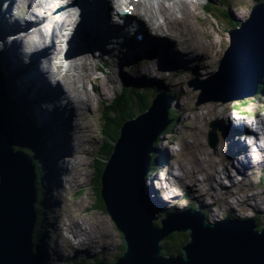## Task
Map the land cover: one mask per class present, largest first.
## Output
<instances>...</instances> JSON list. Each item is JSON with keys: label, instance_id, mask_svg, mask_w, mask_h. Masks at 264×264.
I'll return each instance as SVG.
<instances>
[{"label": "rangeland", "instance_id": "rangeland-1", "mask_svg": "<svg viewBox=\"0 0 264 264\" xmlns=\"http://www.w3.org/2000/svg\"><path fill=\"white\" fill-rule=\"evenodd\" d=\"M10 1L11 0H0V61L2 62L1 50H4L3 57L5 58L6 63L9 65L11 63L15 64L13 68H19V63L17 61L12 62L14 54L13 50L9 49L10 45L16 41V37L14 35L16 33L13 31V19H11V17H13L15 12L17 15L24 14L25 8L21 7L19 4L24 3L26 0H20V2L17 0L15 3L14 0L13 2ZM223 1L225 4H223L224 6L221 7L215 0H184L182 1V4L184 9L187 10L188 17H186L185 14H177V17L173 18L169 11H164V16H167V18L171 19L170 29L172 30V33L183 36L185 40H192L194 43L193 49H198L199 44H202L199 51L207 49L209 55L207 52L201 51L200 54L198 53L200 56L195 54L192 57L194 59L201 57L202 62H206V64L203 66V69H199L200 71L197 72V74L196 72H192L187 66L183 69L177 66L178 70L182 69V74H187L180 76L184 77L186 81L183 79H169L167 82L162 81L163 86H169V88L171 86L173 93L176 95V98L173 100V102H171V109H173L175 116H177V122H174L172 127L168 126L169 128L167 131H164L159 136V139H157V141L154 143L155 160L157 163L154 165L152 172H149V177H147L145 181V192L149 198V203L154 210L155 208H167V210L162 211L163 213L168 211L172 212L175 211V209L180 210L191 202L194 203V206L197 208L199 207L204 211L206 220L209 223L217 224L218 221H223L225 217L232 216L233 218H236L240 221L253 219L257 222L258 229L262 227V230L264 229V173H261L259 170L264 171V165H262V167H257L259 170H248V174L246 173L247 176H244L243 173L238 175L236 173L237 169L234 168V165L238 167L237 162L240 160L241 156L238 157L237 155L236 157H238V159L236 160V158H233V164L226 165L227 162H224V166L227 170V173L230 174L233 171L231 173L232 176L236 175V178L233 179L232 183L237 182L239 185L231 186L230 182L225 181V185H223V188L225 189L224 191L216 188L218 194L216 198H211L213 196H210L209 192L207 191L209 184L208 180L211 179L214 173H216L215 164L217 159L214 158L213 152L220 148V146L225 147V142H227L231 152L239 154L236 152L235 147H233L236 146V139L234 138L235 133L234 135L231 134L230 129L228 128V131L225 134L226 137H217L216 147H211L208 138L210 132H212V128L210 127L211 124L216 123L218 126L223 125L225 127L227 125H231V127H233V124H230L231 120L228 119H233V117L236 115L234 112H228L232 109L246 114L248 117V123L253 122L255 125H258L257 122L261 121V118L264 119V94L262 93L257 95L255 92L252 95L245 96L237 100L224 101L223 99H226L227 96L223 92H217L213 87L208 89L206 88L203 93L200 90H196L195 88H200L201 85L205 83L204 81H209L214 77L212 74H214L216 68H218L217 64L219 59L221 61L223 59H230L233 62L238 60L235 58L236 56L229 57L231 54V51L227 49L229 45V38H231V35L228 33L229 31L227 30L228 32H224L223 28L218 29L216 27L217 23H213L214 20L207 16L201 8L207 5L209 7L216 8L218 9L216 11L217 14H219L221 17L222 12L226 11L225 13L228 15L227 19L229 24L226 25V22H223V25H225L229 30L236 26H239L238 29H240L241 24H246L245 21H248L250 18H252L251 14L254 12V7L258 5L261 7V9L256 12L257 15L260 14V11L263 12L264 15V0ZM76 4V1L72 4L70 3L69 7L74 8L76 7ZM161 5H163V3H161ZM31 20H34V18H31ZM184 20H189V22ZM4 27L5 29L2 30ZM32 27L33 25L29 22V20H27L18 23L15 29L21 28L23 31H28L32 29ZM247 28L255 30L256 25L247 26ZM2 37H5V39ZM243 41L244 38L241 41L242 45ZM18 42L19 40L15 42L13 47H16ZM90 48H92L91 45ZM254 50H258V47L256 46ZM154 53L156 54V52ZM52 54L54 53L51 52V49L48 51L43 50L38 59L42 60V58H49L50 61H52V65L54 66L53 70L56 74H59L60 67L57 65L60 60H62L61 56L60 54H57L58 56L53 57L54 59L52 60ZM90 54L86 62L90 61V59H96V61L99 62L100 54H103L100 61H104L105 57L111 61L110 70L107 68L109 73L107 78H109V81L111 82L114 80L113 84L110 85L108 83L106 86H103L107 89L106 92L108 95L105 94V96H103L102 93L100 94V92H102V86L99 90V96L103 97L102 99L105 103L109 101V97L113 98V90L117 89L116 81L119 83L123 81V78L118 76V74H133L128 75V79L130 81H133L134 83L145 82L147 84L152 82L154 79L159 81L160 79H167L169 77L167 74L169 70L165 68H162V70L155 73V75L151 74L155 67L153 64L152 66L150 65L151 56L153 53L148 54V59L146 60L145 65H143L148 66L145 70L146 74L148 75H145V78L143 77L144 79H141L142 73L140 72H138L139 75L136 76V70L139 66L136 60L132 58L130 60L129 66H120L119 60L112 62L110 55L105 53L103 49L100 51L98 47L94 51L91 49ZM114 54H117V52H114ZM8 58L11 60L7 61ZM141 61H143L142 58L139 59V62ZM155 62L158 61L155 59L153 63L157 64ZM255 62L256 72L251 73L250 71V76H253L257 81H259L258 78L261 76V79L264 80V74H257L258 71L260 72L261 68L263 69V65L259 61ZM131 65H135L136 68H131ZM4 68L6 73H8V76L5 77L10 82L14 81L16 78H24L23 75L17 73L18 70L12 71L8 69V65L6 64H4ZM27 68L33 75L37 74L36 67H30L28 64ZM170 73L171 72H169V75ZM86 76V78L83 77L82 79L85 89L79 86V90L81 93H84L83 95L88 96L92 107L89 108L88 112L83 111L87 109L81 110L82 128L84 129L82 139L85 142L82 144L80 143L81 145H79V143H77V145L74 142L72 133L67 127L73 121V116L71 114L72 111L68 112L66 109L60 110V114L64 116L65 123H54L53 126L49 127L47 125V127L43 122L42 116H47L44 113V110H46V104L38 105V99L42 100L39 95L41 94V97L46 99L47 94H51V97H47L49 100L58 97V92L56 93L53 90L42 89L39 90V95L34 93L33 95L25 96L27 102L33 98L35 99L36 106H30V109L26 106L25 112L28 118L30 117L32 111L34 112L36 119L39 121L38 125L36 122L35 124L39 127V129H44L42 130L45 136V139L43 140V143L40 147L42 157H44L41 160L43 163V171L39 172L43 184L41 187L43 190L40 191V194H44V201L43 206H41V210H39V219H41L42 222L37 230L38 233L36 238V245L38 248L37 251L42 257L41 262L44 264H92L93 262L96 263V261H99L98 258L101 259V261L105 260L108 263L109 260H112L114 256L119 254L125 243L122 235L116 228L109 214H106L101 209H96V205H98V200L99 198L101 199V196L97 194L98 184H94V181H96V171L94 168L100 164L99 151H101V148L104 144H108L107 142H109L110 139L108 136L104 135L102 131L104 128V123L101 124V119L105 105H100V100L98 98L99 96H96L95 93L90 92L88 89H86L87 86H85L87 81L89 82V80H91L94 75L92 73H88ZM156 76H158L159 79L156 78ZM146 78H148V80H146ZM186 82L188 86L186 85ZM213 84L214 82H209L208 87L212 86ZM135 86L138 88L139 92H145L138 85L133 84V87ZM174 86H176L175 88L178 86L176 91L173 90ZM171 89H169V91ZM186 89L190 90V92L192 91L191 94L189 93V95H187ZM12 93L15 96H18L14 84ZM145 93L150 95V92ZM9 95L13 96L10 91ZM241 95H244V93ZM178 98L179 100L181 98L180 103L178 102ZM182 98H185L190 104L189 108L185 110V112L188 113L184 114L183 116V118L189 120L190 123L189 121L187 123L186 121L184 122L182 120V114L185 112L179 114L181 105H184V100L182 101ZM149 102H151V100ZM135 103H139L137 98L134 99L133 104L136 105ZM215 104L225 105L224 108L227 110L224 111V116L222 117L223 119H221V117L219 118L214 116L211 119H204L203 112H208V109L206 108H212ZM192 108L194 109L192 110ZM219 111L222 112L221 108ZM193 112H195V114ZM192 113L193 115H191ZM19 117L20 120L15 124V127L17 126L18 129L14 130L18 136L14 137L20 143L19 146L23 148V146H27L26 131L28 130V127H26V124L24 125L22 116ZM76 117H78V114ZM195 118H197V120ZM45 119L48 120L49 118L45 117ZM120 121L121 119L117 118V124ZM71 128L73 131L72 125ZM248 128L251 131L255 129L254 125H250ZM232 131L237 132L236 129H232ZM65 132L68 133L69 137ZM75 141H77V139ZM257 144L260 145V143ZM205 148L210 151L212 156V170L211 167H209V161L203 162L202 160V166L198 167L195 164V153L201 149L205 151ZM158 149L160 152H162L159 153V155ZM162 150L167 151V153H164ZM168 152L170 154L169 156L171 157L168 156ZM59 156L67 158L65 161L61 162V168L59 166V162H56ZM201 158L203 157L201 156ZM246 159L248 158L246 157ZM241 160H243V158H241ZM161 163L163 164L158 166V164ZM171 166H173L175 169L172 170ZM181 167L190 170L191 174L189 177L187 176L188 178L182 179L176 176V174H178L181 175V177H184V173L180 169ZM194 173L196 174L193 175ZM209 173L211 174L210 178H208ZM251 173L253 175H251ZM211 182H214V180L212 179ZM163 184H165V186H162ZM195 184H199L203 189V192L200 193L201 195L197 197L193 190ZM161 186L162 190L165 192L172 190L171 193L166 194L162 192L160 190ZM168 186L170 189H166ZM185 193L187 198L184 197ZM47 203L50 204V206L48 205L49 207L47 206ZM57 205L58 207H56ZM188 207H191V205L188 204ZM206 210H208L210 213L212 219H210L211 221L209 220L210 216ZM219 210L222 211L221 215L218 213ZM92 221L97 224L96 232H92L89 229V225H92ZM101 221L107 225V231L102 228L100 224ZM52 222L57 223L58 227L54 224H51ZM155 224L160 223L157 222ZM92 228L93 227H91V229ZM78 234L80 241L76 238ZM180 234L185 235L186 233ZM64 235L66 237H64ZM77 252L87 253L83 254L82 256L78 255V257H75V253ZM46 255H48L50 261L46 260Z\"/></svg>", "mask_w": 264, "mask_h": 264}, {"label": "water", "instance_id": "water-1", "mask_svg": "<svg viewBox=\"0 0 264 264\" xmlns=\"http://www.w3.org/2000/svg\"><path fill=\"white\" fill-rule=\"evenodd\" d=\"M260 9L259 5L254 7L252 18L229 34L237 39L243 36L244 41L253 37L264 52V26L258 25L260 20L264 22V15L261 11L259 15L256 13ZM256 17H259L257 23L254 22ZM255 25V30L247 28ZM236 49L237 54L231 52L229 57L236 56L238 60L223 59L219 68V91L227 96L225 101L252 95L258 85V81L250 76V71L256 72V62L246 58L250 62L248 67L243 56L248 52ZM257 61L263 65L257 74L262 75L264 56ZM237 63L246 64L240 69L242 71L236 68ZM169 100L158 97L144 115L125 123L103 173L100 196L127 245L124 257L114 264H264V229L258 231L256 222L228 219L209 223L203 212L192 208L168 212L160 218L150 205L145 181L154 143L171 123ZM209 136L210 145L215 147V132H210ZM36 185L33 160L14 149L0 124V264H39L33 243L38 219ZM157 222L160 228L156 227ZM180 233H186L190 238L183 249L185 256H164L163 241Z\"/></svg>", "mask_w": 264, "mask_h": 264}, {"label": "bare ground", "instance_id": "bare-ground-1", "mask_svg": "<svg viewBox=\"0 0 264 264\" xmlns=\"http://www.w3.org/2000/svg\"><path fill=\"white\" fill-rule=\"evenodd\" d=\"M75 1L80 3L82 7H84L86 4H88V7L90 8L100 7L99 8L100 13L92 11L86 20H82L79 22V18L78 17L76 18V9H75L76 7L74 8L69 7L70 3L72 4ZM182 1L184 0H142L140 2H135L133 3V6L136 8V11H135L136 13H135V16H133L134 19L131 20L130 25L126 26L129 28L113 27L110 29H109V26H110V23H112L111 20H113V17H115V15L117 16L120 13V12L118 13V10L120 7V4H119L120 0H26L24 3L19 4L21 7L25 8L24 14L17 15V13L15 12L13 17H11V19H13V25H12L13 31L16 33L14 35L16 37V41L19 40V42L16 47H13L16 41L13 42V44H11L9 47V49L13 50V54H14L12 62L17 61L19 63V68H13L15 64L11 63L9 65L8 63H6V60H5V64L8 65V69L12 71L26 70V72L31 75L30 77L27 76L26 78H16L14 81H12L14 85H17L15 88H16L18 96L21 99V102L25 104L27 107H30V106L35 107L36 106L35 99L33 98L29 102H27V100L25 99V96L34 94L35 89L32 86L48 88L49 84H51V81H53L56 85V86L54 85L53 87H56L57 89L53 88L52 90L58 91L59 97L54 98L49 101H43V100L38 99V105L46 104V107H45L46 110H44V113L47 115L45 117H48L49 119L46 120L45 117L42 116L44 124L46 126L48 125L49 127L53 126L54 123L51 122V118L57 117L60 110L66 109L68 112L72 111L71 114L73 116V119H72L73 121L67 127L71 131L72 137L74 138V142L76 144L79 143V145H81L82 143H85L84 140L82 139V134H83L84 129L82 128L81 110L87 109L83 111L88 112L89 108L92 107V104L89 102L90 100L88 96L83 95L84 93L83 94L79 93L77 88L79 86L78 83L80 82L79 81L77 82L74 76H76V74L78 75L83 74V72L80 70L86 69L85 65H86V59L88 57H87L86 51L78 52V54H76V52L74 53V51L78 47L77 44L79 43V41L80 43L82 41V43L85 44V48H89L90 44L92 45L96 43V45H99L98 41L101 40L100 47L104 50L105 53L117 52L116 48L112 46L109 42L114 41L117 35L124 37L123 35L128 33L132 26L138 27V30L140 34L143 35V39H144L143 43H141L140 45L138 44L136 45L135 50L137 51V53L135 54V56H138L140 54V56L143 58L145 57L146 51H148L146 55L149 53H153L154 51L156 52L155 55L151 56L150 65L152 66L153 64L155 66L154 71H152L151 74L155 75V73L161 71L162 68L167 69V67L171 63L173 64L177 63L178 66L182 69L187 66L191 69L192 72H196L197 74V72L200 71L199 69H203V66L206 64V62H202L201 57L197 59H194L192 57L195 54L197 55L198 53L200 54L201 51L207 52L208 55H209V52L207 51V49L199 51L202 44L201 45L199 44L198 49H193L194 43L192 40H185L183 36L172 33V30L170 29L171 19L167 18V16H164V11H169L172 14L173 18L177 17V14H181V15L185 14L186 17H188L187 10L184 9ZM10 2H13V0H11ZM15 2H17V0H14V3ZM161 3H163V5H161ZM129 6L130 5H127L126 8H129ZM12 10H9V11H12ZM31 18H34V20H31ZM27 20H29V22L33 25L32 29L28 31H23L21 28L15 29L18 23L22 21H27ZM184 21L189 22V20H184ZM258 21H259V17H256L254 22L257 23ZM260 22L261 20L259 21L258 25L264 26V22H261V23ZM76 25H79L78 26L79 32L75 34V37L74 35L69 36L68 32L71 31V29L75 27ZM79 35L80 37L78 41L77 37ZM247 35L250 36L249 34ZM95 37L96 39H94ZM3 39H5V37ZM242 40H243V36H241L238 39L229 38V45L227 49L229 51L231 49V52L234 55H236L238 52L236 49L237 47L239 48V50L244 49L246 52H248V53H243L244 54L243 56L245 60L247 61L248 67H249L250 62L247 59L257 61L259 60L260 56H264V52L259 49V46L257 45L256 42H254L253 37L246 38L243 45L241 44ZM64 42H66V46H64ZM151 44L152 46H150ZM68 45H71V47L68 48L67 47ZM256 46L258 47V50L254 51ZM62 47H65V49L63 50ZM50 49H51V52L54 53L51 56L52 60L54 59L53 57L58 56L59 54L60 56L65 55V57H68L70 59H77V58H73L74 55L76 54L78 59H81V61H84V63L81 66L79 64V60L77 59V63L72 65V68L68 70V74L64 75L58 80V78L60 77L59 75L60 70H59V74L55 73V71L53 70L54 66L52 65V61H50L49 58H42V60L38 59V57L40 56L43 50L48 51ZM155 59L156 61H158V62H155L157 64L153 63ZM10 60H11L10 58L7 59V61H10ZM28 64L30 67H36L37 74L33 75L28 70L27 68ZM245 65H246L245 63H237L236 68L239 71H242L240 69L244 68ZM147 67L148 66H143L140 63L138 69L136 70L137 71L136 76H138L139 75L138 72H140L142 73L141 79H144L145 75H148L145 72ZM248 67H246V70L248 69ZM182 69L180 70L181 73L183 72ZM74 70H75V73H72L73 75H71L70 73ZM76 70H79L80 72L77 73ZM7 76H8V73H6V77ZM98 81L104 82L105 79L100 78L98 79ZM175 87L176 86L173 87L174 91H176L178 86L177 88ZM104 89L105 91H107L105 87ZM186 92H187V95H189V93L191 94L192 91L190 92V90L186 89ZM177 96L179 97L178 94ZM114 97L115 96L113 95V98ZM99 100H100V104H103L102 100L101 99ZM183 100H184V105L183 106L181 105L179 114H182L183 112H185V110H187L190 105L189 102L185 98H182V101ZM180 101H181V98L180 100L178 98L179 103ZM224 106L225 105L215 104L212 108H206L208 109V112H203L204 114L203 118L211 119L214 116V117H219V118L221 117V119H223L222 117L224 116V111L227 110L224 108ZM220 108L223 113L219 111ZM193 109L194 108H192V110ZM228 112L237 113L239 111L232 109ZM186 113L188 112H185L182 114V120L188 123L189 120H186L183 118L184 114ZM193 113L195 114V112ZM193 113L191 115H193ZM77 114H78V117H76ZM30 115L32 119L35 120L36 124L38 125L39 121L36 119V115L34 114L33 111ZM200 118L203 119L202 117ZM195 119L197 120V118ZM228 119L231 120L230 124L232 123L234 127L233 128L230 125L228 126V129H232V128L236 129L237 133L239 134L241 138V139H236V146H233L235 147L236 152H238L239 154H235L231 152V149L228 146L227 142H225V147L220 146V148H218L216 151L213 152V156L215 159H217V161L215 164L216 173H214L211 179L208 180L209 184H208L207 191L209 192L210 196H213L211 198L217 197L218 194H217L216 188L221 191L225 190L223 188V185H225V181L230 182L231 186L239 185V183L237 182L232 183L233 179L236 178V175L232 176L231 173L229 174L226 172L227 170L225 169L224 162H227L226 165L233 164V161H232L233 158H236L237 160L238 157L241 156L243 160H241L240 158V160L237 162L238 167L234 165V168L237 169L236 173L238 175L243 173L244 176H247L248 170H253V169L256 170L258 169L257 167H260V166L262 167V165H264V119L261 118V121H258L259 125H255L252 122V125H254V128H255L253 131H251L244 122L237 120V119H240L239 117L234 116L233 119L231 118H228ZM62 123H65V122H62ZM71 125L73 126V131H72ZM210 127L212 128V124ZM213 129H212V132H215V130L213 131ZM228 129L226 130V132L228 131ZM243 132L244 133L249 132L253 134L255 144L260 143V146L257 147L260 163L257 164L253 160V157L250 155L249 147L245 142L247 140V137ZM65 133L69 137L68 133L67 132ZM231 134L234 135V133H231ZM72 137H71V140H72ZM208 138L210 139V136H208ZM76 139L77 141H75ZM238 146L240 147V150ZM162 151L164 153H167V151L165 150H162ZM159 153H162V152L159 151L158 155ZM169 155L170 154L168 152V156ZM237 155L238 157H236ZM201 156L203 158H201ZM246 157L248 159H246ZM211 158H212L211 153L206 148H205V151H203L202 149L198 150L194 155V160L196 161L195 164L197 165V167L202 166V160L203 162L209 161V167H211V170H212L213 161H211ZM66 159L67 158H64L61 156L58 157L56 162L57 163L59 162L60 168H61V162L65 161ZM162 164L163 163L158 164V166H161ZM171 169L174 170L175 168L171 166ZM180 169L184 173V177H181V175L176 174L177 177L186 179L191 174L189 169H186L184 167H181ZM195 174L196 173H194L193 175ZM221 174H222V179H221ZM210 176L211 174L209 173L208 178H210ZM212 179L214 180V182H211ZM162 186H165V184ZM219 186L221 189L219 188ZM166 189H170V187L168 186L166 187ZM193 190H194V193H196V197L200 196L201 195L200 193L203 192V189L200 187L199 184H195L193 187ZM171 191H167V192H171ZM48 205L49 204L47 203V206ZM44 207H45V204H44ZM56 207H58V205ZM218 213L221 215L222 211L219 210ZM91 223L92 225L91 226L89 225L90 227L89 229L92 232H96L97 224H95L94 221H92ZM51 224H54L55 226L58 225L57 223H53V222ZM100 224L102 228L107 231V225L102 221L100 222ZM91 227L93 228L91 229ZM64 237L66 236L64 235ZM76 238L80 241L79 234L76 236Z\"/></svg>", "mask_w": 264, "mask_h": 264}, {"label": "trees", "instance_id": "trees-1", "mask_svg": "<svg viewBox=\"0 0 264 264\" xmlns=\"http://www.w3.org/2000/svg\"><path fill=\"white\" fill-rule=\"evenodd\" d=\"M218 5L221 7L224 6L225 2L223 0H215ZM204 12L207 16H209L211 19L214 20L213 23H217V28H223L224 32L230 33L231 31L237 30L239 26L236 27H230L231 30H229L225 25H223V22H226V25L229 24V21L227 19V13L226 11L222 12V17L217 14L216 8L209 7L208 5L203 7ZM223 10V9H221ZM220 16V17H218ZM228 21V22H227ZM221 22V24H220ZM215 26V25H214ZM228 30V31H227ZM264 80L260 79L258 81L257 88L254 92L258 94H264ZM12 82V81H11ZM14 87H16L14 85ZM171 89V88H170ZM172 91V89H171ZM11 92V91H10ZM173 92V91H172ZM162 93H166V95L170 94V91L165 90ZM13 94V93H12ZM150 95L146 93H139L135 90L129 91L127 93H124L123 95H120L117 97V100H114L110 106H107L104 108L102 113V119L101 124L104 123V128L102 129L104 135L108 136L110 141L107 142L108 144H104L101 148V151H99V161L100 164H98L94 169L96 171V181H94V184H98V190L97 194L100 195L101 188H102V176L105 171L106 165L112 156L115 148V144L118 141L119 137L121 136V129L125 125L126 122L132 121L142 115H144L150 108L151 104L149 102ZM115 98V97H114ZM137 98L139 103H135L134 105V99ZM21 100V99H20ZM113 100V99H111ZM25 105V104H24ZM137 112V113H136ZM22 116V119L24 120V125L26 124L28 127L26 131V145L21 148L20 143L15 139L14 130H17L14 127V124L20 120V117ZM19 118V119H18ZM117 118H120L121 121L117 124ZM168 119L171 121L169 127H172V124L174 122H177V116H175V113L173 112V109L168 111ZM16 121V122H14ZM21 122V121H20ZM0 124L3 125L5 131L7 132L9 139L11 140L13 147L15 150H19L24 152L25 154L29 155V157L33 160V163L36 167V175H37V192L39 194L38 203L36 205V211L39 212L41 210V206H43L44 201V194H40V191L43 190L41 187L42 184V178L40 176V171H43V163L41 160L44 158L42 157L41 153V145L43 143V140L45 139L44 132L42 129H39V127L36 126L34 119H32L31 115L28 118L25 112V106H19L17 104V100L14 98H11V96L8 93L7 87L5 83L3 82V79L0 74ZM102 127V125H101ZM167 127V129L169 128ZM165 130V132L167 131ZM221 136L224 135L223 132L220 133ZM28 152V153H27ZM44 154V153H43ZM151 172L156 165L157 161L155 160V154L153 153L151 155ZM46 163V162H45ZM44 163V164H45ZM149 177V175L147 176ZM147 179V178H146ZM148 198V197H147ZM149 200V198H148ZM50 205V204H49ZM45 208V207H44ZM51 208V207H50ZM190 208L193 209H199L196 206H191ZM96 209L103 210L106 214L110 213L108 212L107 206L103 200L99 198L98 205H96ZM155 211L158 213V216L161 218L164 213L160 209H156ZM209 216L210 213L208 212ZM211 218V216H210ZM235 220L232 216L227 217L226 220ZM156 227L160 228V224H155ZM38 224L36 225V228L34 229V249L35 254L37 255L38 263H42V257L39 255L37 251V245H36V238L38 233ZM190 242V238L188 234H172L168 236L162 245L163 252L162 254L164 256H179L183 255L185 256L183 249L184 247ZM127 251V245L124 243L122 249L120 250L119 254L117 256H114L112 260H109L107 264H114L118 259H121L124 257L125 253ZM99 261L93 262L92 264H99L101 263V259L98 258Z\"/></svg>", "mask_w": 264, "mask_h": 264}]
</instances>
